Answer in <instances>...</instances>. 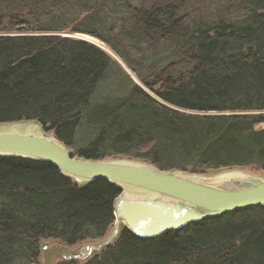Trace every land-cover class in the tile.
<instances>
[{
  "label": "trees",
  "instance_id": "trees-1",
  "mask_svg": "<svg viewBox=\"0 0 264 264\" xmlns=\"http://www.w3.org/2000/svg\"><path fill=\"white\" fill-rule=\"evenodd\" d=\"M191 1L0 0V122L36 120L87 159L264 174V0H215L195 15ZM64 30L104 42L142 85ZM119 192L0 157V264H38L43 241L104 237ZM56 264H264V206L153 238L123 227L98 254Z\"/></svg>",
  "mask_w": 264,
  "mask_h": 264
},
{
  "label": "water",
  "instance_id": "water-1",
  "mask_svg": "<svg viewBox=\"0 0 264 264\" xmlns=\"http://www.w3.org/2000/svg\"><path fill=\"white\" fill-rule=\"evenodd\" d=\"M43 130L36 120L0 122V157L49 161L78 184L106 179L120 190L113 201L115 220L106 236L73 249L48 250L64 260L84 261L98 254L116 241L123 227L137 237L153 238L237 209L264 206V174L245 168L218 169L216 179L221 184H217L205 176L212 171L162 170L130 157L87 159L74 155L52 130Z\"/></svg>",
  "mask_w": 264,
  "mask_h": 264
},
{
  "label": "rangeland",
  "instance_id": "rangeland-1",
  "mask_svg": "<svg viewBox=\"0 0 264 264\" xmlns=\"http://www.w3.org/2000/svg\"><path fill=\"white\" fill-rule=\"evenodd\" d=\"M215 0H195V1H191V6H190V9H189V13H192L195 15L197 13H200L199 11H201V9H208L209 7L213 6V3H214ZM72 15H75L72 14ZM77 17L79 18L78 21H73V22H70L69 23V26L70 28H73L74 26L78 25L80 26L81 24H83L84 26V22H80V20H82L83 18V15H77ZM58 35H61V36H65V37H71L73 39H79L77 38V34H86V33H83V32H74V31H70V30H64V31H61L59 33H57ZM86 35H89V34H86ZM91 36V35H89ZM106 52V51H105ZM108 52V51H107ZM112 53V52H111ZM108 54L113 57L121 66L122 68L125 69V71L129 72L130 70L125 66V64L117 57V59L108 52ZM115 55V54H114ZM124 65V66H123ZM131 72V71H130ZM129 74V73H128ZM137 84L139 85H142L141 82L138 80V79H135L134 80ZM149 92V91H147ZM151 94V93H150ZM44 131V130H43ZM78 136H79V143L81 142L82 143V139H81V131L78 133ZM73 152V150H72ZM74 154V153H73ZM220 172L221 171H212L210 173H207L205 176H208L210 177L214 182H216L217 184H221L218 182L219 179H216L218 175H220ZM87 242V241H85ZM84 243V242H83ZM80 244H77V245H73V246H70L68 248L70 249H73V248H76L77 246H79ZM58 246H64V247H67L66 244L64 243H61L59 241H56V240H48V241H44L42 242L41 244V256H40V260H39V263L38 264H54L57 260L61 259V255H54V254H50L48 253V250L51 248V249H54L55 247H58ZM54 255V256H53Z\"/></svg>",
  "mask_w": 264,
  "mask_h": 264
},
{
  "label": "bare ground",
  "instance_id": "bare-ground-1",
  "mask_svg": "<svg viewBox=\"0 0 264 264\" xmlns=\"http://www.w3.org/2000/svg\"><path fill=\"white\" fill-rule=\"evenodd\" d=\"M77 38H79V40L86 42L87 44L93 45L97 48H99L100 50H103L104 52L106 51V53H110L112 54L113 52L106 46V44L104 42H102L101 40H99L98 38L94 37V36H89L86 34H77ZM108 51V52H107ZM112 52V53H111ZM129 73H132L129 71ZM136 79V78H135ZM222 215V214H221ZM202 221V220H201ZM192 224V223H191Z\"/></svg>",
  "mask_w": 264,
  "mask_h": 264
}]
</instances>
